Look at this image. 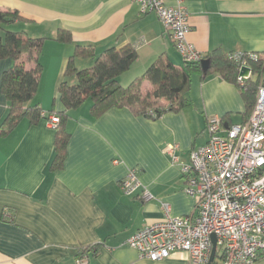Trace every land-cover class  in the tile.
Listing matches in <instances>:
<instances>
[{"label": "crops", "instance_id": "0c3cea01", "mask_svg": "<svg viewBox=\"0 0 264 264\" xmlns=\"http://www.w3.org/2000/svg\"><path fill=\"white\" fill-rule=\"evenodd\" d=\"M185 6L188 40L204 57L216 50L264 56V0H185ZM0 11L19 12L25 21L16 27L31 38L47 39L39 59L43 75L31 103L47 114L64 112L58 88L76 45L92 46L97 55L134 47L139 58L119 78L123 87L160 56L176 66L184 64L157 15H141L131 0H0ZM59 30L70 32L72 43L54 42ZM24 62L28 70L33 68L27 56ZM93 64L91 59L75 60L78 69ZM13 65L0 61V131L9 113L2 76ZM151 90L145 81L143 97ZM187 98L190 106L157 119L129 108H113L93 118L92 104L85 102L67 114L70 140L63 167L56 171L50 167L57 129L49 126L48 118L35 125L23 120L8 135L0 132V264H77L80 249H93L83 264H190L185 253L152 262L125 245L168 215L185 217L195 211L196 200L186 194L167 146L177 144L181 161L188 163L191 153L208 142L209 118L220 117L227 128L246 120L241 90L218 74L202 80L194 73ZM132 169L155 199L143 203L138 195L122 191L120 183ZM162 203L169 205V212ZM258 264H264V256Z\"/></svg>", "mask_w": 264, "mask_h": 264}, {"label": "built area", "instance_id": "2783aa9c", "mask_svg": "<svg viewBox=\"0 0 264 264\" xmlns=\"http://www.w3.org/2000/svg\"><path fill=\"white\" fill-rule=\"evenodd\" d=\"M131 1L141 15H157L184 63L205 60L188 40L191 27L185 0H173V4L167 0ZM245 56L259 58L241 53L232 57L241 61ZM243 67L248 66L243 63L239 70L241 87L248 80L241 75ZM42 117L48 118L50 127H59L58 116L43 112ZM207 131L208 142L191 153L188 163L181 161L177 144L167 146L171 164L179 167L185 192L196 200V208L185 217L168 215L131 236L125 245L138 251L141 259L158 262L181 252L188 255L190 264H258L264 254V86H259L246 122L227 128L215 116L209 118ZM120 186L126 195H138L143 203L155 199L136 169L128 172ZM162 208L170 211L165 203ZM213 236L216 253L211 262Z\"/></svg>", "mask_w": 264, "mask_h": 264}, {"label": "trees", "instance_id": "16d2710c", "mask_svg": "<svg viewBox=\"0 0 264 264\" xmlns=\"http://www.w3.org/2000/svg\"><path fill=\"white\" fill-rule=\"evenodd\" d=\"M24 21L17 11H0V61L11 60L14 64L2 76L1 91L9 103V113L1 127V135L13 132L23 120L35 125L43 118L42 108L31 103L37 96L44 71L39 59L47 39L31 38L24 31L10 30L16 23ZM53 40L69 44L72 43V36L68 31L59 30ZM25 56L34 64L30 70L26 68ZM232 56V53L227 54L221 50L211 52L205 57L210 61L207 72H204L201 63L176 66L168 57L160 56L141 77L128 87H123L119 78L139 58L134 47L111 48L97 55L92 46L76 45L58 88L64 112L50 113L60 118L54 143L55 157L50 169H62L66 159L70 140L66 124L70 111L90 101L93 118H98L113 108H129L135 114L157 119L165 112H178L191 105L187 97L191 91L194 73H199L202 80L218 74L224 80L237 84L246 105V122L255 107L259 86H264V56L259 55L257 60L245 56L241 61ZM78 58L91 59L94 64L91 68L78 69L75 65ZM243 63L251 69L252 77L241 87L238 77ZM145 81L151 83L152 90L143 97L141 87ZM161 101H165L166 105L163 106ZM92 250L80 249L76 253V260H84ZM262 256L264 254L260 257Z\"/></svg>", "mask_w": 264, "mask_h": 264}, {"label": "water", "instance_id": "95a60500", "mask_svg": "<svg viewBox=\"0 0 264 264\" xmlns=\"http://www.w3.org/2000/svg\"><path fill=\"white\" fill-rule=\"evenodd\" d=\"M201 65H202L204 72H207L210 67V61L205 59L202 61ZM251 72L252 71L249 67H243L241 70V75L244 78L249 79ZM212 241H213V249H212V254H211V262L214 260L215 253H216V237L215 236L212 237Z\"/></svg>", "mask_w": 264, "mask_h": 264}, {"label": "rangeland", "instance_id": "374dc122", "mask_svg": "<svg viewBox=\"0 0 264 264\" xmlns=\"http://www.w3.org/2000/svg\"><path fill=\"white\" fill-rule=\"evenodd\" d=\"M10 30H12V31H21L22 30V28H20V27H16V26H12V27H10ZM35 38H38L37 36H35ZM41 38H44V37H41ZM51 41H53V40H51ZM54 42H56V40L54 41ZM44 47H45V44H44V46H43V50H42V53H41V59H42V57H43V55L45 54V49H44ZM73 53H74V51H73ZM52 58V57H51ZM40 63H41V65L43 66V63H42V61L40 60ZM43 69H44V66H43ZM87 103H89V102H87Z\"/></svg>", "mask_w": 264, "mask_h": 264}]
</instances>
